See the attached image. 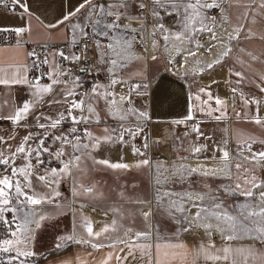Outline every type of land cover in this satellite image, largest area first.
Segmentation results:
<instances>
[{
    "label": "snow or ice",
    "instance_id": "6c2138e0",
    "mask_svg": "<svg viewBox=\"0 0 264 264\" xmlns=\"http://www.w3.org/2000/svg\"><path fill=\"white\" fill-rule=\"evenodd\" d=\"M221 3H217V0H110L108 3L102 2V0H82L72 4L69 2V7L67 11L62 8L58 11L56 17L52 21L41 20L39 16L36 19L40 22L41 26L45 29L51 31L53 29H60L64 26L68 27V33H70V43L73 47L79 48L81 45L83 47L82 53L72 52L66 54L63 50L53 51L51 53L52 60L47 58V55L40 60V64L49 65V71L46 74L50 83L42 84L39 78L35 81L29 80L27 76V65L17 66L13 72L11 78H7L6 70L0 68V73H5L4 77H0V85H27L31 90V97L29 101L23 102V106L19 107L13 115L7 117H0L2 119H8L14 124L19 125V122L24 120L30 112V108L33 105L44 103L43 95L52 94L53 99L47 101L49 107L52 105H63L60 111H58V118H51L45 114H41L35 117L36 127L39 129H44L43 135L34 136L33 133L29 132L22 138L21 143L11 152L10 157H4L0 153V166H3L4 175L0 176V222L6 225H11L12 222L17 220V215L19 214L20 223L16 226L15 230L9 227L10 237L6 239H0V252L12 253L15 255L9 258L8 264H14V262L19 257H31L35 255L33 251L30 250V245L34 240V229L30 228L29 225H35L38 229L41 226V222L44 221L47 216L46 214H40L39 219H36L38 213L36 208L26 206H37L42 203H52L55 196L59 193L56 192L54 196H46L39 194L33 188L32 182L29 177L32 175L31 169L34 167L31 163L32 154L35 153L36 164H42L40 160L41 152H48L49 148L45 147V142L51 136L55 141L61 142V148L57 151L56 155H65L64 145H68L73 149V152H79L81 155L85 154L89 148L96 150L99 149L103 144H127L128 141L125 140V136L131 137L133 140L137 135L144 131L142 125L146 124L151 120L149 108L153 105L159 106L160 103L164 102L168 98V88L167 85L171 83L166 81L163 77L153 83L147 76H144L139 83H135L131 86L130 92H134L136 96L147 99L149 101V108H136L133 106L130 96H125L123 94L119 95V99H116L117 94L110 89L112 86L117 84H123L125 81L123 78H118L116 72L120 68L127 66V62L133 59H139L133 54V44L140 43L145 47L147 51V45L144 40V36L141 33L147 32L153 40L151 47L155 50L159 45L155 42L156 34L159 32L166 44L172 43L177 49L178 54L185 42L191 44L195 43L197 49L204 47L200 44L199 40L196 39L201 33L208 32L211 33V40H220L221 43L224 42L222 37H218L215 26L217 24L215 17H209L205 12L206 9L220 8L223 18V8ZM230 2H237V0H230ZM133 3L139 9L140 14L137 16L132 15L130 9ZM255 0H249L246 7H250ZM0 5H3L6 9L11 8L13 12L17 9L20 10L22 17L27 16V23L23 26H18L12 29L0 28V31H14L18 36H22L25 33L31 34L32 27L31 21L32 17L35 15L30 9L29 3L25 0H0ZM261 8H264V0H260ZM162 15L174 16L177 20V25L179 31H173L172 29L166 28L164 23L161 21ZM247 16V12L244 13ZM128 20H139L140 26L133 27L131 23H125ZM151 21L152 30L148 31L147 24ZM193 21L199 24V27L193 25ZM212 27H209V25ZM90 29V31H89ZM236 35L228 34L227 39H236V36L240 34L239 28L234 29ZM68 33L65 34V38L69 39ZM139 36V40L137 37ZM95 46L96 52L94 59L101 65H104L109 73V84H93L91 89L85 90L84 92L76 91V88L80 87L78 84V78L72 79V84L75 87H69V80L72 77L70 69H65L61 65L63 61H68L71 64H75L85 60L83 53H87L91 48ZM214 45L209 44L207 50H211ZM187 53L188 57H194L195 52L192 48L183 49ZM228 55V51H225L221 57L217 58L214 62L208 63L207 68L213 69L216 64H219L221 60ZM29 57H36L37 53L31 51L28 53ZM114 57V58H113ZM147 60V57L144 58ZM153 61L157 60L158 57L151 56ZM123 61V63H122ZM33 66L38 67L36 61L33 60ZM172 60L169 59L168 67L171 70ZM23 67V72L20 68ZM80 71L87 72L91 69L87 66L81 67ZM240 77L242 74L240 72L232 73ZM176 76H180L179 72L173 73ZM187 72L184 73L186 77ZM239 83V81H237ZM216 83V81H212ZM59 88V92L56 89ZM260 90L264 92V87H260ZM236 89H232L235 93ZM200 93L206 92L205 88L199 89ZM209 100L213 99L211 93H207ZM59 95L60 98L56 99L55 96ZM79 97V99H77ZM189 100L192 99V94L189 92ZM196 100H200L199 95L195 96ZM104 101L105 107L107 109L108 115L112 119L117 121L116 127H104L101 135H95L87 127L83 129V136L77 135L78 128L77 125L85 124L91 125L95 124L99 126L101 124V118L96 112L91 101ZM253 103H258L257 101H252ZM204 104H208V100L203 101ZM215 103L217 106L226 107L225 101L220 98H215ZM249 101L245 100V104ZM127 105V107H125ZM220 107L217 109H209L208 115L211 116L213 111H220ZM85 108L87 110V115L84 114ZM78 110L80 115H74V111ZM203 111V109H201ZM226 116L225 112H221L220 115L215 116V120L221 121ZM237 118H241V114H236ZM130 117L135 118V127L128 126L131 121ZM65 119H70L73 126L69 128L67 133L55 134L54 132H49V129L55 130ZM192 106L189 105L188 116L186 120H192ZM245 119L247 117L245 116ZM257 125L264 127V120L259 116L251 118ZM41 120L50 121V123H42ZM174 124L185 123V120H175ZM23 127H31L30 125L24 124L19 125ZM198 132L199 136H203V133L199 132V129H194ZM227 131V130H226ZM187 135V134H186ZM211 139V137H207ZM36 141L35 147L29 144V141ZM144 148L149 147L147 143V138ZM8 138L0 136V143L7 144ZM159 142V141H157ZM257 140L251 136L246 138H241L237 142V148L235 155H230L227 150V145L229 143L228 139H225L223 146H218V150L221 152L219 161L221 167L216 169H207L203 166L198 165L195 168H186L184 165L173 166L171 169L165 168L163 172L160 171L163 168L162 162H157L155 167V175L151 174L152 164L149 159H142L136 162L135 165H130L127 163H111L107 159L96 160L93 158L94 163L107 166L112 169H129L131 167L142 168L148 166L150 169L149 183L150 184H163L169 180L179 177L183 180L186 176L192 175L199 172L203 176H215L223 175L230 181L232 180L233 174L231 172V161L236 160V184L233 188L232 186H225V193H239V195L245 197V203H238L235 208L231 211L223 205V202L219 200L216 195H210L209 193H189L186 196H182V200H187L191 202V206L196 208L197 211L191 214V219L188 215L183 217L184 223L188 227H183L182 230L189 232L193 226L203 227L208 235H212L213 224L210 222L212 220L216 221L215 229L222 234L223 239L226 242H230L237 239H252L258 240L264 243V190L255 191L257 189H264V180H258L255 175H247L251 170L245 166L241 161L252 162L255 161L259 166L264 167V150L253 151L252 145L256 143ZM259 143L264 145V140H260ZM205 146H196L193 148V154L202 151ZM248 151L251 153L249 156H244L243 153ZM133 155L143 156L144 153L135 146L132 147ZM23 155V159L26 161L24 166L15 167L12 166L9 170L10 163L14 164L17 156ZM81 155H73L70 157L68 163H63V167L59 170L52 169L51 176L48 178V174L40 175L37 177L39 182L47 184L51 187L53 184H58L59 181L55 179L57 171L60 173L65 172L69 169L70 165L75 162L81 161ZM182 159H187L184 157ZM213 160L216 157H212ZM241 170H243L241 172ZM167 172L168 175L164 173ZM21 178H23L24 183H21ZM242 180V182H240ZM27 187L31 190L32 194H28L24 191ZM91 188H85V192H91ZM171 194L165 192L163 195L159 194L157 190L156 195V207L163 208L167 215L172 216V209L179 211L181 213L187 212L183 205L179 204L176 200L169 199L168 203L165 205V197L170 198ZM209 200L210 204L208 206H203L202 203L205 200ZM255 200L256 203L253 204L252 201ZM138 203H144V201H137ZM151 203V201H149ZM11 213V221L5 218V213ZM145 220H147L151 215V211H145L142 213ZM201 218L208 220V223L197 224L195 221ZM115 221H113V224ZM84 227L87 230L89 237H100L103 232L108 231V227L105 226L101 231H93L92 224L90 222L85 223ZM131 232V229H128ZM136 238L148 239L150 232H137ZM61 241H72L75 243H89L87 240H80L76 237L69 235L59 238ZM117 243L125 244L127 248V255L121 256L116 255L118 261H126L129 256L136 259L135 249L140 250L141 258L147 257L146 264H159L158 261L153 260L152 256V243L145 244H132L126 241H117L108 245L109 247L115 248ZM62 243H58L56 248L62 247ZM105 245L93 243L92 247L94 249H99ZM170 247H184L183 244L180 245H168ZM155 249L158 251L160 248L159 243H155ZM215 248L214 243L208 245L200 244L197 254H204L206 260H212L215 264L217 261L227 262V264H239L238 257H243V264H256L257 259L264 260V256L258 257L251 246L244 248H234L230 243L221 249H216L215 254H212L209 250ZM125 249L121 248L120 252H124ZM111 256H109V259ZM21 264H24L21 261ZM107 264V260L103 262Z\"/></svg>",
    "mask_w": 264,
    "mask_h": 264
},
{
    "label": "crops",
    "instance_id": "0c3cea01",
    "mask_svg": "<svg viewBox=\"0 0 264 264\" xmlns=\"http://www.w3.org/2000/svg\"><path fill=\"white\" fill-rule=\"evenodd\" d=\"M25 2L29 3L31 11L35 13L31 21V34L25 33L22 36L17 35L18 42L15 44L0 45V68L6 70L7 78H11L12 72L17 66L26 65V55L23 48L24 42H57L66 39L65 34L68 33L67 26L58 30L53 29L49 31L41 26L36 16H39L41 20L52 21L61 8L67 11L69 2L75 4L78 0H25ZM79 2H82V0H79ZM102 2L108 3L110 0H102ZM248 2L249 0H237V2L223 0L221 4L224 10L223 18L220 8H218L214 16L216 22L220 23L223 30V35L220 37L224 39V42L221 43L219 39L216 40L214 47L210 51L208 50L202 53L203 60L212 63L221 57L225 51H228V55L219 64L214 66L213 69L216 68L215 70L201 72L196 77H192L189 73L190 71L187 69L191 60L188 58L185 59L186 57L183 56L185 53L183 49H187L188 43H184L183 49L180 50L181 53L178 54L177 49L171 46L173 45L172 43L166 44L165 41L159 42L162 51L171 49L173 52L169 53L172 65L176 69V72L180 73V76L169 74L164 69V64L161 60V51L144 55L142 53H136L133 50L134 56L139 57V59H133L127 62V66L120 68L117 74V77L123 78L125 83L117 84L110 89L117 94L116 99H119V95L123 94L130 96L134 107L138 109L141 107L149 108V101L136 96L134 92H130V88L133 84L139 83L144 76H147L153 83L163 77L166 81L171 82L167 85L169 95L167 100L160 103L159 106L153 105L149 108L151 125L154 126L171 119L186 118L188 116L189 105L191 104L195 129H199L200 133L211 135L217 155L221 154L218 146H223L225 139H228L229 144L232 146H237V142L242 137L246 138L249 136L257 140L252 145L253 151L264 150V145L259 143L260 140H264V127L257 125L251 119L259 116L264 120V92L260 90V87H264V8L259 6L260 0H255V3H252L250 7H246L245 5ZM133 9L134 3L130 9L131 13ZM245 12H247L246 17L244 16ZM26 23L27 16L22 17L20 11L0 14V27L15 28L23 26ZM174 24L175 28L173 31H179L176 17ZM236 28H239L240 34L236 36V39L228 40V34L236 35L234 31ZM70 35L68 33L69 39ZM51 53L49 52L47 55L50 61L52 60ZM153 55L157 56L158 59L153 61L151 59ZM174 55L175 59L173 58ZM145 57H147V60L144 59ZM184 60L185 64H183ZM218 65H220V68H217ZM49 67L47 65L48 71ZM230 69L232 73L240 72L242 75L238 77L230 74ZM20 71L23 72V67L20 68ZM185 72L188 73L186 77L184 76ZM4 76L5 73H0V77ZM101 78L93 84L103 85V78ZM212 81H216V83H212ZM41 83L47 84L50 81L47 79ZM78 84L80 85V87L76 88L78 92H84L93 86L88 81ZM69 87H75V85L69 83ZM200 88H205L206 92L200 93ZM232 89H236L238 93V97L234 100L229 98V91ZM56 92H59V88L56 89ZM189 92L192 94L191 100L188 98ZM209 92L213 97L211 100L208 98L207 93ZM196 95H199L201 99L196 100ZM217 97L225 101L226 107L216 105L215 98ZM55 98L59 99L60 96L57 95ZM30 99H32L31 90L27 85H0V117L13 115L19 107L23 106V102L29 101ZM50 99H53L52 94H44V103L42 105H33L26 118L19 122V125L27 124L31 127L19 126L8 119L0 118V136L8 138L7 144L0 143V153L4 157H10L11 152L15 150L21 143L22 138L29 132L33 133L34 136L40 134L39 131H43L42 133L45 132L44 129L36 127V116L45 114L53 119L58 118L57 113L64 106L52 105L49 107L47 101ZM205 100H208V104L203 103ZM245 100L249 101V103L245 104ZM252 101H257L258 103H253ZM91 103L97 106L99 102L91 101ZM218 107H220V111H213L211 116L208 115L209 109H217ZM77 112L76 110L73 114L76 115ZM221 112L226 113L225 118L221 121L215 120V116L220 115ZM237 113L241 114L240 119L237 118ZM245 116L247 119H245ZM41 122L50 123V121L44 120H41ZM89 128H91L95 135H101L103 132L101 125L91 124ZM48 131H58L59 134L61 133L60 129H49ZM196 133L198 134L197 131ZM29 144L31 145L32 141H29ZM60 144V141L52 139H47L45 142L44 146L48 147L49 151H42L41 158L43 161L48 160V164H46L48 171L52 169L59 170L63 167L62 161L67 163L64 155L59 157L56 155L57 151L61 148ZM54 146L57 148L54 149ZM107 150V144H103L96 150L89 148L85 154L81 155L80 162L73 161L69 169L63 173L57 171L64 188L68 189L67 195L69 194V196L66 198L67 200L64 198L56 199L55 196L52 203H42L40 206H28L36 208L38 213L36 219H39L40 214H46L47 218L41 222V225L51 224L58 227L54 235L61 234L59 237L72 235L82 241H89V243L67 241L61 248L47 251L35 264H103L105 260H107V264H146L147 257L141 258L139 249L134 250L136 259L129 256L126 261H118L116 255H127V248L122 243H117L115 248L108 246L117 241H126L132 244L152 243L153 248L151 252L153 260L158 261L159 264H214L212 260H206L203 253L197 254L201 243L204 245L214 243L215 248L209 250L212 254H215L216 249H221L226 243H230L234 248H247L251 246L253 251L258 254V257L264 256V243L258 240L237 239L226 242L222 234L218 235V233L212 237H208L206 234L191 235L187 233L174 236L164 235L148 227L144 220L137 218L135 207H125L124 209L112 207L111 203L114 201V198H112L114 193L111 192L112 188L103 184L109 178L114 180L113 177L117 181L123 180L120 175L112 174V178L111 176L106 178V175L100 178L97 177L100 180V184H95L87 179L84 180L83 175L77 174L79 165H98L94 163L93 158L96 160L107 159L111 163H118V157L122 155L125 160L129 161L130 154L127 150H118L115 147L112 149L111 155ZM246 153L250 152L247 151ZM23 155L17 156L15 163H10L9 167L18 165L20 160L26 163ZM65 156L67 155L65 154ZM101 166L112 170V168L107 166ZM21 183H24L23 178H21ZM85 188H91L92 191L85 192ZM24 191L30 193L31 190L25 187ZM55 193L43 187L39 194L51 197ZM72 201L78 202L75 203V206L78 208L71 205ZM101 211H106V214ZM10 214L11 219L12 214ZM107 216L108 218H106ZM19 219L18 214L17 221L15 222L19 223ZM86 221L92 224L94 232L101 231L105 226L108 227V231L103 232L100 237H89L84 227ZM113 221H115L114 224ZM128 229H131V232H128ZM137 232H150V236L147 240L144 238L137 239L135 235ZM52 242V240L50 243L49 241L42 242L40 246L35 243L33 246H30V249H44L45 246L50 245ZM93 243L105 246L94 249L92 247ZM155 243L160 244L158 251L154 247ZM180 244H183L184 247L168 246ZM121 248H124L125 251L120 252ZM109 256H111L110 259ZM22 261L24 264H28L30 260L24 259ZM238 261L239 264H243V257H238ZM1 264H8V262L4 261ZM14 264H21V261H15ZM215 264H227V262L217 261ZM249 264H252V262L250 261ZM256 264H264V260L258 258Z\"/></svg>",
    "mask_w": 264,
    "mask_h": 264
},
{
    "label": "rangeland",
    "instance_id": "374dc122",
    "mask_svg": "<svg viewBox=\"0 0 264 264\" xmlns=\"http://www.w3.org/2000/svg\"><path fill=\"white\" fill-rule=\"evenodd\" d=\"M135 5L136 4L134 3V7H135ZM193 25L197 28L199 27V24L195 21H193ZM209 27H211V24L209 25ZM215 31H216L218 37L223 35V30H222L219 22H217V24L215 26ZM204 34L205 35H202V33H201L199 36L196 37V39H198L200 44L204 45V47L197 49L195 47L194 42L191 44L188 43L187 48H192L193 51L196 53L194 57H188V59H190L191 62L189 64V67H187V69H188V71H190L189 73L191 74L192 77H196L201 72H209V71H213L216 69L215 68V69L209 70L207 68V64L211 63V62H205L203 60V57H202V53L208 51L207 49H208L209 44L214 45L216 40L213 41L210 39L211 33L204 32ZM171 46H173V45H171ZM179 53H181V52H179ZM183 56L186 57L187 53L185 52ZM173 58L175 59V55L173 56ZM183 64H185V60H184ZM179 68H181V67H179ZM217 68H220V65H218ZM206 70H208V71H206ZM78 112L76 115H78ZM100 125H101L102 129L106 126L107 127H116L117 121L114 120L113 122H110V123L103 121V122H101ZM89 126L90 125H85V124L77 125V128H78L77 135L83 136V129L84 128L87 127L89 130H91V128H89ZM128 126L133 127L134 126L133 122L131 121V123ZM151 127L155 128V131H157L156 128H158L159 125L158 124H157V126L152 125ZM69 128L70 127L68 125H66V126H61L60 128H57V129H60L61 133L62 132L67 133ZM58 131H54V133L58 135L59 134ZM42 132L43 131H39L40 134H37V136L44 134ZM145 133H146V131H145V127H144V131L142 133H140L139 135H137L134 140L131 137L126 135L125 140L128 141L127 144H121V143H116L114 145L113 144H107V146H108L107 151L110 152V155H111L112 149L116 147L118 150H123V151L127 150L129 152V154H130V158L128 159L129 161L125 160L124 156L120 155L118 157V163H127L130 165H135L136 162L139 160L148 159L147 149L144 148ZM48 139L51 140L52 138L49 137ZM35 144H36V141L32 140L31 145L33 147H35ZM54 145H56V144H54ZM133 146L140 149V151L143 152L144 155L143 156L133 155V152H132ZM56 148L57 147L54 146V149H56ZM232 148L233 149L229 150V153H230V155L234 156L237 146H234V147L232 146ZM64 149H65V153L67 155V156L64 155V158L66 159L67 163H68L70 157H72L73 155H81V153H79V152H77L78 154L74 153L73 149L68 145H64ZM164 149H165V146L163 147L162 151L166 153V149L165 150ZM246 152L247 151H245L243 153L244 156H249L251 154V153H246ZM156 153L157 154H155V155H157V156H155V157L157 159H160L158 156V151H156ZM168 154L169 155H168V158L166 161L163 160V158H161L162 160L160 159L157 161V162L163 163V168L160 169L161 172H163L165 168L171 169L174 165L175 166L184 165L186 168H195L198 166V165L196 166L195 164H190V162L195 161V159H190V158H187L186 160L182 159L184 157L181 155L180 150L178 148L176 149L173 146H171ZM220 156H221V154L217 155L215 160H200V161L216 163L218 165V168H220L221 167V164L219 161ZM40 160L42 161V164L37 165L36 159H35V153L32 154L31 163H32V165H34V167L31 169L32 175L29 177V179L32 182L33 188H35V191L37 193H40L41 189L44 187L46 189H49L50 191L58 192L59 195L56 196V199L57 198L58 199H63V198L66 199L69 196V194L67 195L68 189L64 188L62 180H60L58 177L59 174H56V176H55V179L59 181L58 184H54L56 186V190H51L50 187L47 186V184L38 181L37 177L40 175H45L47 173L48 178H50V176H51V170L48 171V169L46 167V164H48V160L43 161L41 156H40ZM157 162L151 163L153 166L152 171H151L152 175H155V167L157 165ZM236 162H237L236 160L231 161L230 168H231V172L233 174L231 181L223 175L203 176L199 172H197V173H194L192 175L186 176L183 180H181L179 177H175V178H173V179H171L168 182L163 183V184H150L149 183L150 169L148 166H144L142 168L131 167L129 169H112V170H110V169H107L106 167H102L99 164L94 165V166H89L90 168H88V172L91 173V175H88L87 177L83 176V178H84V180L87 179L89 181H92L95 184H100V180L97 179V177L100 178V177H103V175H106L105 176L106 178L110 177V176L112 178V174L120 175L123 178V180L117 181L116 178L113 177L114 180H111L109 178V179H107V181H105V184H103L107 187L112 188L111 192L114 193V195L112 197V198H114V201H112L111 206L116 207V208L120 207L121 209H124L125 207H127V208L132 207V206L135 207L136 211H137L136 212L137 218L144 220V222H146L148 227L152 228L154 231L159 232L160 234L172 235V236L182 234V233H187V234H191V235L206 234L208 237H210V236L212 237V236H215V234L217 235V233H218V235L221 234L219 231H216V229H215V225H216L215 220L210 221L213 224L212 235H208L206 230L203 227L193 226L189 232H185L182 230L183 227H188V225L186 223H184L183 217L185 215H188L189 218L191 219V214L195 213L197 211V209L191 206V202H189L187 200H182L181 197L186 196L189 193H209V190H211L209 194L218 196L219 200L223 202V205L225 206V208L229 209L230 211L235 208L236 204L245 203V197L239 195L238 192L235 194H231V193H225L223 190L225 186L230 185L233 188L235 187V184L237 182V180H236V168H235ZM241 162H243L245 164V166L251 170L247 174L249 176V178H251V176L255 175V177L258 180H264V167L259 166L255 161H252V162L241 161ZM20 163H22L23 165L25 164L22 162V160H20L19 164ZM203 167L210 169L209 167H205V166H203ZM242 171L243 170H241V172ZM164 174L168 175L167 172H165ZM133 178H136V179H133ZM240 182H242V180ZM111 184H113L112 185L113 187L110 186ZM113 188H115V189L118 188V189L115 191V189H113ZM157 190L159 191L160 195H163L165 192L171 194L170 198L165 197V200H164L165 205L168 203L169 199L176 200L179 204L183 205V207L185 209H188V211L181 213L179 211H176L175 209H172L173 215L172 216L167 215V213L164 212L163 208H157L156 207ZM261 190H264V189H257L255 191L258 193ZM31 194H32V192L30 191V195ZM137 201H144V203H138ZM149 201H151V203H149ZM75 203H78V202L72 201L71 205L74 207H77V206H75ZM200 203H202L203 206H208L210 204V201L206 199L205 201L200 202ZM252 203L255 204L256 201L253 200ZM112 207H111V209H112ZM83 211H85V210H83ZM145 211H151L152 212V215L147 220H145V218L142 215V213ZM105 212L103 211L102 213L106 214ZM106 218H108V216ZM208 222H209L208 220L201 218L200 220L195 221L194 223L202 225V224H205ZM33 229H34V240L32 241L30 246H33V244H35V243H37V245L40 246V243L47 242V241H49V243H50L51 240L54 241L55 237L61 236V234L60 235L59 234L54 235V233L56 232L58 227L53 226L51 224H42L40 226V228H38V229H36L35 225H34ZM4 235H5V232H1L0 233V239H5ZM48 245L45 246L44 249L48 248L51 244L49 246ZM44 249H40V250H44Z\"/></svg>",
    "mask_w": 264,
    "mask_h": 264
},
{
    "label": "built area",
    "instance_id": "2783aa9c",
    "mask_svg": "<svg viewBox=\"0 0 264 264\" xmlns=\"http://www.w3.org/2000/svg\"><path fill=\"white\" fill-rule=\"evenodd\" d=\"M8 2V0H6V3ZM220 0H217V3H220ZM218 8H212V9H206L205 12L207 13V15L211 18L214 17L216 15ZM20 11L19 9H17L15 12ZM4 13H14L11 8H5L3 5H0V14H4ZM139 9L138 7L135 5L134 9L132 10V15L137 16L139 15ZM161 21L164 23V26L166 28L172 29L174 30L175 28V17L174 16H165L162 15L161 17ZM125 23H131V25L133 27H139L140 26V21L139 20H125ZM152 24L151 21L149 20L148 24H147V29L148 31L152 30ZM0 28H8V29H12V27H0ZM90 31V29H89ZM141 35L144 36V40L146 42L147 45V51H145V47L142 46L140 43H134L133 44V50L136 53H142L144 55H148V54H153L156 52L161 51V60L164 64V69L169 73V74H173L174 72H176V69L173 68V65H171V70H169L168 67V61L169 59H171L170 57V52L169 50L167 51H162L161 47L159 45V42H163L164 39L162 37V35L157 32L156 34V40L155 42L159 45L158 48H156L155 50L151 47L153 40L150 36L147 35V32L145 33H141ZM137 40H139V36L137 37ZM18 42V37L17 34L14 31H0V45H10V44H15ZM23 48L25 51V55H26V65H27V76L29 80H33L35 81L36 78H39L40 82H43L45 80H47V75H42V74H46L48 73L47 70V65H43L40 64V60L43 59L46 55H48L49 52H53V51H59V50H63L66 54H70L72 52H77V53H82L83 52V47L82 45L79 48L73 47L70 43V39H64L63 41H57V42H50V41H45V42H24L23 43ZM31 51H35L37 53L36 57H29L28 53ZM95 46L93 45V47L91 48L90 51H88L87 53H83L85 56V60L75 63V64H71L68 61H63L62 63V67L71 70L72 73V77L69 80V83H72V79H76L78 78V83L81 82H85L88 81L90 82V84L92 85L93 83L96 82V80H98L99 78H103V85H108L109 84V73L107 72V69L104 65L99 64L95 59ZM114 58V57H113ZM33 60L36 61V64L39 65L38 67L33 66ZM87 66L91 69V71H87V72H82L80 71L81 67ZM120 69L117 70L116 72V76L118 74ZM101 78V79H102ZM238 97V93L237 91H235V93L231 91H229V98L234 100ZM93 104V103H92ZM94 108L96 109V112L99 114L100 118H101V122L105 121L107 123L113 122L114 119H112L111 116L108 115L107 109L105 107L104 101L101 100L99 101L98 105L96 106L95 104H93ZM85 115H87V110L85 108ZM80 115V112H78V115ZM130 121L133 122V127H135V118L134 117H130L129 118ZM175 120H185V123H181V124H174L173 121ZM64 125H68L69 127H72V121L70 119H65L60 126H58V128H60L61 126ZM159 127L156 128L157 131H155V128H152L150 121L147 122L146 124L142 125V127H145V136H144V142H146L145 138H147V143L149 145V147L147 148V153H148V159L150 160V163H155L158 160H160L161 158H163V160H167L168 158V153H169V149L171 146H173L174 148H178L180 150V153L183 157H187L190 159H195V161H200V160H213L212 157H216L217 156V152L215 149V146L213 144L212 138L208 139L207 137H211L210 134H206L204 133L203 136H199L198 138V134L196 133L195 129V125H194V118L192 120H186V118L184 119H171L169 121H166L164 123H159L158 124ZM157 126V125H156ZM0 129H1V124H0ZM156 133H155V132ZM187 134V135H186ZM159 141V142H157ZM165 146L166 149V153L162 151V148ZM196 146H205L203 147L202 151H200L199 153H195L193 154V148ZM234 147V146H233ZM232 148V145L228 143L227 145V150L229 151ZM156 151H158V156L160 159H157L155 156ZM77 153V152H75ZM78 154V153H77ZM162 160V159H161ZM15 167H21L24 166L22 163L18 164V165H12ZM11 166V167H12ZM9 167V170L10 168ZM4 171H3V166H0V176L4 175ZM51 190H56V186L53 184L50 187ZM30 194V193H28ZM40 206V205H37ZM28 207V206H26ZM5 218L10 220V216L9 213H5ZM17 221V220H16ZM20 219H19V223H20ZM18 222H12L11 225H6L3 224L2 222H0V233L1 232H5L4 238H11L10 237V232H9V227H11L13 230H15L16 226L19 224ZM30 228H34V225H29ZM59 238L61 237H55L54 241L51 243V246H49L48 248L44 249V250H33L30 249L31 251H33L34 253H36L35 255L31 256V257H19L16 261H22L24 259L30 260L28 264H35L36 261L42 256L44 255L47 251L53 250V249H57L56 245L58 243H62L63 245L65 244V242L67 241H61ZM61 248V247H60ZM15 253H4V252H0V264L4 261H9V258L11 256H14Z\"/></svg>",
    "mask_w": 264,
    "mask_h": 264
},
{
    "label": "bare ground",
    "instance_id": "6f19581e",
    "mask_svg": "<svg viewBox=\"0 0 264 264\" xmlns=\"http://www.w3.org/2000/svg\"><path fill=\"white\" fill-rule=\"evenodd\" d=\"M136 4V3H135ZM202 35H205L204 33H202ZM169 52L173 53L171 51V49L169 50ZM161 124V123H160ZM163 149V148H162ZM165 150V149H164ZM191 161V160H190ZM189 164V163H188ZM190 164H195L196 166L197 165H200V166H205V167H209L210 169H213V168H218V165L216 163H212V162H206V161H192L190 162ZM220 166V165H219Z\"/></svg>",
    "mask_w": 264,
    "mask_h": 264
},
{
    "label": "trees",
    "instance_id": "16d2710c",
    "mask_svg": "<svg viewBox=\"0 0 264 264\" xmlns=\"http://www.w3.org/2000/svg\"><path fill=\"white\" fill-rule=\"evenodd\" d=\"M89 166H94V165H88V164L79 165L77 174L83 175L85 177H87L88 175H91V173L88 172V168H90Z\"/></svg>",
    "mask_w": 264,
    "mask_h": 264
},
{
    "label": "flooded vegetation",
    "instance_id": "af4514ba",
    "mask_svg": "<svg viewBox=\"0 0 264 264\" xmlns=\"http://www.w3.org/2000/svg\"><path fill=\"white\" fill-rule=\"evenodd\" d=\"M83 203V202H82Z\"/></svg>",
    "mask_w": 264,
    "mask_h": 264
}]
</instances>
